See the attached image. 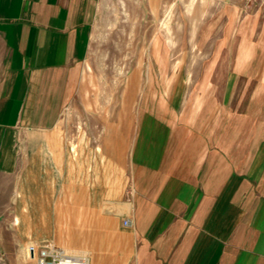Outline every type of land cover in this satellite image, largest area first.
Segmentation results:
<instances>
[{"label":"crops","instance_id":"0c3cea01","mask_svg":"<svg viewBox=\"0 0 264 264\" xmlns=\"http://www.w3.org/2000/svg\"><path fill=\"white\" fill-rule=\"evenodd\" d=\"M100 1L0 0V192L7 197L21 156L32 173L37 155L60 154L53 135L42 134H57L79 95ZM232 53L231 109L223 98L190 122H177L175 110H144L135 127L103 126L97 149L105 165L124 167L127 186L117 194L111 182L73 189L70 212L82 214L78 228L88 229L90 264H264V44Z\"/></svg>","mask_w":264,"mask_h":264},{"label":"rangeland","instance_id":"374dc122","mask_svg":"<svg viewBox=\"0 0 264 264\" xmlns=\"http://www.w3.org/2000/svg\"><path fill=\"white\" fill-rule=\"evenodd\" d=\"M240 2L100 1L89 57L79 68V95L57 134H42L58 141L59 156L37 155L32 173L24 172L21 156L14 195L0 192V264H36L30 247L35 254L54 246L87 257L88 229L78 228L82 214L70 212L73 189L111 182L117 194L127 186L124 167L105 165L97 149L104 125L135 127L144 110L167 116L175 110L177 122H190L223 98L231 109L232 47L264 44L263 0Z\"/></svg>","mask_w":264,"mask_h":264},{"label":"built area","instance_id":"2783aa9c","mask_svg":"<svg viewBox=\"0 0 264 264\" xmlns=\"http://www.w3.org/2000/svg\"><path fill=\"white\" fill-rule=\"evenodd\" d=\"M27 254L31 258L36 257V264H90L86 256L65 253L49 246L38 248L37 254L30 247Z\"/></svg>","mask_w":264,"mask_h":264},{"label":"bare ground","instance_id":"6f19581e","mask_svg":"<svg viewBox=\"0 0 264 264\" xmlns=\"http://www.w3.org/2000/svg\"><path fill=\"white\" fill-rule=\"evenodd\" d=\"M130 88L128 89V88H126V90L128 91V92H130L131 94L133 93V90L136 88V85H137V83H135L134 84V81H133V79L132 80H130ZM127 93V92H126ZM132 96H133V94H132ZM126 97H127V95H126ZM124 103H126V102H124ZM130 108V107H129ZM124 109H125V107H124ZM129 112V111H128ZM125 116V115H124ZM124 121H125V119H124ZM123 122V121H122ZM123 125H124V122H123ZM53 248H54V246H53ZM27 255V254H26Z\"/></svg>","mask_w":264,"mask_h":264}]
</instances>
